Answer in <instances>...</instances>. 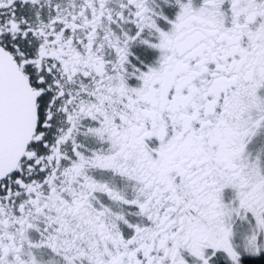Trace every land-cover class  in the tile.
Returning <instances> with one entry per match:
<instances>
[{"label":"snow or ice","instance_id":"obj_1","mask_svg":"<svg viewBox=\"0 0 264 264\" xmlns=\"http://www.w3.org/2000/svg\"><path fill=\"white\" fill-rule=\"evenodd\" d=\"M0 264H264V0H0Z\"/></svg>","mask_w":264,"mask_h":264}]
</instances>
